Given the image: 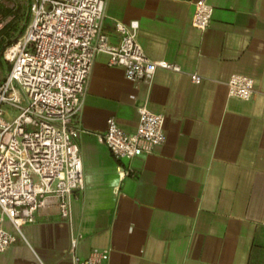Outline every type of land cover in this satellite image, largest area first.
<instances>
[{
    "label": "crops",
    "instance_id": "0c3cea01",
    "mask_svg": "<svg viewBox=\"0 0 264 264\" xmlns=\"http://www.w3.org/2000/svg\"><path fill=\"white\" fill-rule=\"evenodd\" d=\"M210 2L201 30L191 24L193 0H105L111 43L120 41L116 21L134 22L147 57L180 69L129 79L97 53L76 117L84 186L72 221L49 199L0 264H73L71 229L81 234L80 256L107 249L109 264H264V0ZM11 17L0 13V27ZM9 68L1 55L0 81ZM232 73L254 78L249 98L228 95ZM142 103L163 113L165 141L118 159L98 133L108 117L133 131ZM119 166L132 171L121 176Z\"/></svg>",
    "mask_w": 264,
    "mask_h": 264
},
{
    "label": "built area",
    "instance_id": "2783aa9c",
    "mask_svg": "<svg viewBox=\"0 0 264 264\" xmlns=\"http://www.w3.org/2000/svg\"><path fill=\"white\" fill-rule=\"evenodd\" d=\"M2 1V0H0ZM191 24L205 29L213 5L193 0ZM29 18L22 34L7 44L2 56L9 65L0 81V253L35 220L36 210L54 198L62 218L72 221V202L84 186L76 117L83 104L87 82L97 53L108 63L121 65L129 79L150 80L157 67L179 70L174 62L151 60L137 34V24L115 22L120 34L111 43L102 29L105 0H27ZM2 22L0 21V25ZM193 82L201 75L190 73ZM227 93L242 99L254 91V78L232 73ZM5 106L16 110L5 116ZM133 131L108 117L98 138L118 159H133L165 141L164 115L137 106ZM121 176L132 167L119 166ZM8 220L16 232L4 225ZM81 234L71 229L68 251L73 264H109L108 250L80 256Z\"/></svg>",
    "mask_w": 264,
    "mask_h": 264
},
{
    "label": "trees",
    "instance_id": "16d2710c",
    "mask_svg": "<svg viewBox=\"0 0 264 264\" xmlns=\"http://www.w3.org/2000/svg\"><path fill=\"white\" fill-rule=\"evenodd\" d=\"M0 13L2 16L11 15L12 17L7 20L0 27V63H1V52L3 48L14 41L22 32L23 26L18 29L16 24L18 23V18L20 17V11L16 7H10L8 4L0 5ZM28 13L25 14V19L27 20ZM6 38V39H5Z\"/></svg>",
    "mask_w": 264,
    "mask_h": 264
},
{
    "label": "rangeland",
    "instance_id": "374dc122",
    "mask_svg": "<svg viewBox=\"0 0 264 264\" xmlns=\"http://www.w3.org/2000/svg\"><path fill=\"white\" fill-rule=\"evenodd\" d=\"M5 4H8V6H10V7L12 6V7L18 8V10L20 11V17L18 18V23L16 24V27L18 29H20L23 26V30H24L25 25H26L28 18H29V10H28V5H27V0H5L4 2H0V5H5ZM26 13H28L27 20L25 19ZM23 30H22V32H23ZM22 32H21V34H22ZM1 55H2V53H1Z\"/></svg>",
    "mask_w": 264,
    "mask_h": 264
}]
</instances>
